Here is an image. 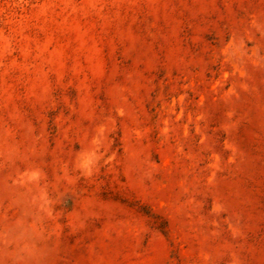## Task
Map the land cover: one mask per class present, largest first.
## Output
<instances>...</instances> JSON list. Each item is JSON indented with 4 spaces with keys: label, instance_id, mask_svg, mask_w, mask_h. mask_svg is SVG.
<instances>
[{
    "label": "rangeland",
    "instance_id": "obj_1",
    "mask_svg": "<svg viewBox=\"0 0 264 264\" xmlns=\"http://www.w3.org/2000/svg\"><path fill=\"white\" fill-rule=\"evenodd\" d=\"M0 264H264V0H0Z\"/></svg>",
    "mask_w": 264,
    "mask_h": 264
}]
</instances>
